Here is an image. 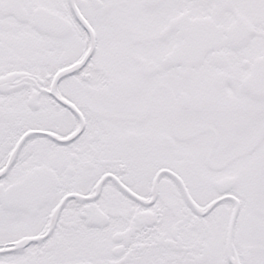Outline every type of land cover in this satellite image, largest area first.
<instances>
[{"label": "snow or ice", "instance_id": "obj_1", "mask_svg": "<svg viewBox=\"0 0 264 264\" xmlns=\"http://www.w3.org/2000/svg\"><path fill=\"white\" fill-rule=\"evenodd\" d=\"M0 264H264V0H0Z\"/></svg>", "mask_w": 264, "mask_h": 264}]
</instances>
